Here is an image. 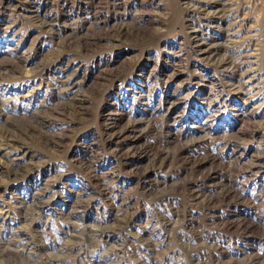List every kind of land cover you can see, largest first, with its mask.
Masks as SVG:
<instances>
[{"label":"rangeland","instance_id":"obj_1","mask_svg":"<svg viewBox=\"0 0 264 264\" xmlns=\"http://www.w3.org/2000/svg\"><path fill=\"white\" fill-rule=\"evenodd\" d=\"M0 264H264V0H0Z\"/></svg>","mask_w":264,"mask_h":264}]
</instances>
